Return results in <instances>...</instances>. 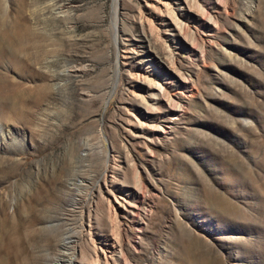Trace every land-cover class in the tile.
<instances>
[{"label":"rangeland","instance_id":"obj_1","mask_svg":"<svg viewBox=\"0 0 264 264\" xmlns=\"http://www.w3.org/2000/svg\"><path fill=\"white\" fill-rule=\"evenodd\" d=\"M70 261L264 264V0H0V264Z\"/></svg>","mask_w":264,"mask_h":264},{"label":"bare ground","instance_id":"obj_2","mask_svg":"<svg viewBox=\"0 0 264 264\" xmlns=\"http://www.w3.org/2000/svg\"><path fill=\"white\" fill-rule=\"evenodd\" d=\"M178 3L180 5L182 4L181 2H178ZM174 9H172L171 6H169V5H166V7H165V12L172 17L171 19H173V21H171V23L165 24L167 26L166 32L171 30V28L169 27V26H171V24H173L178 29L182 28V25H183L182 21L183 20L181 21V19H180V17H182V15H183V12H180V10H182V8L181 9L178 8L175 10ZM159 35H158V37H159ZM167 50L170 52V54H172V51L168 47H167ZM154 78H155V81L154 80L151 81V85L149 86V90H150L151 94L156 98V100H158V99L163 98V96H164L163 92H164L165 87H166V84H165V78L166 77L163 76L161 78V76L160 77L154 76ZM111 207H112L113 222L116 226H118V223L116 220L117 212H122L123 209H126V199L123 197H114V199L111 201ZM118 246L120 247L117 239L111 238L110 242L108 243V245L106 247L107 249H105L103 251L104 252V259H106L108 257L107 255L110 254L112 256L114 253H116ZM69 264H72V261H70ZM106 264H108L107 261H106Z\"/></svg>","mask_w":264,"mask_h":264}]
</instances>
